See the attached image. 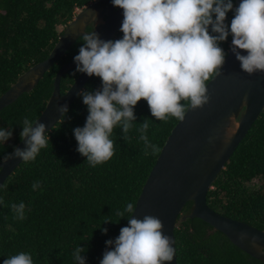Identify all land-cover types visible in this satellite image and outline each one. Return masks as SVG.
Returning a JSON list of instances; mask_svg holds the SVG:
<instances>
[{
    "label": "trees",
    "instance_id": "1",
    "mask_svg": "<svg viewBox=\"0 0 264 264\" xmlns=\"http://www.w3.org/2000/svg\"><path fill=\"white\" fill-rule=\"evenodd\" d=\"M94 0H0V94L34 63L48 56L61 31L77 9ZM233 12L227 14L230 24ZM89 30V27H87ZM120 28L113 40L120 39ZM231 35L221 47L227 53ZM82 36L66 50L35 87L22 93L0 110V127L12 128V137L0 144V160L20 140L25 118L35 120L43 110L59 67L79 52ZM76 66L64 73V93L80 72ZM101 87V79L90 77L83 89ZM181 103H185L182 101ZM137 120L123 139L119 127L110 137L114 155L92 167L77 152L75 127H82L88 115L82 97L69 106L49 131L50 141L35 160L22 162L0 187V264L19 252L32 255L34 264H77L73 253L80 245L86 264H99L105 241L115 239L128 218H120L127 203L136 202L141 188L159 154H145L137 129L149 121L147 136L161 149L178 121L169 116L156 120L145 100L135 106ZM258 182L250 187L252 180ZM38 183L34 189L33 184ZM207 204L217 212L264 230V110L252 123L206 195ZM25 204V218L18 219L12 204ZM188 201L182 213L190 212ZM127 216V213H125ZM109 220V221H106ZM106 228L107 233L102 230ZM177 264H264L235 246L221 231L199 218H188L174 229Z\"/></svg>",
    "mask_w": 264,
    "mask_h": 264
},
{
    "label": "clouds",
    "instance_id": "2",
    "mask_svg": "<svg viewBox=\"0 0 264 264\" xmlns=\"http://www.w3.org/2000/svg\"><path fill=\"white\" fill-rule=\"evenodd\" d=\"M123 9L120 39H101L96 31L85 32L79 52L74 56L75 71L101 79V87L80 90L88 115L82 127L73 129L77 152L95 167L114 155L110 137L119 127L124 140L137 120L135 106L145 100L156 120L169 116L183 121L186 111L202 108L210 96L206 82L219 74L227 53L221 47L229 35L231 51L249 75L264 72V0H111ZM233 12L230 24L227 14ZM241 50L246 51V55ZM184 101L185 103H181ZM61 116L68 105H60ZM20 139L25 147H15L13 157L27 163L35 160L50 141L48 126L25 118ZM145 119L137 131L145 144V154L160 151L147 136ZM13 135L12 128L0 127V144ZM231 135V130L226 132ZM211 139V138H210ZM38 183L33 184L35 189ZM0 203H3L0 200ZM16 218L24 219L25 204H12ZM136 205L127 203L117 215L128 218L120 234L105 241L106 249L99 264H165L174 258L172 237L164 234L163 222L154 215L134 216ZM127 213V216L125 215ZM109 221V220H106ZM107 233V229L102 230ZM78 246L77 264H86ZM3 264H34L28 252H19Z\"/></svg>",
    "mask_w": 264,
    "mask_h": 264
},
{
    "label": "water",
    "instance_id": "3",
    "mask_svg": "<svg viewBox=\"0 0 264 264\" xmlns=\"http://www.w3.org/2000/svg\"><path fill=\"white\" fill-rule=\"evenodd\" d=\"M240 2L234 0V5L238 6ZM123 19V9L114 7L111 0L89 2L64 26L48 56L23 71L0 94V110L22 93L31 91L52 64L85 32L94 30L101 39H112ZM231 43L232 37L219 74L206 82L209 102L202 108L186 111L184 120H178L172 127L135 202L136 218L157 216L163 222L164 234L173 238L175 254L170 264H177L174 229L188 218L205 221L250 256L264 260V230L225 216L206 201L215 178L264 110V72L251 75L243 72L231 51ZM241 51L247 54L245 50ZM75 66L72 59L59 67L54 75L52 92L35 119L45 123L49 131L63 116L58 111L60 105L67 104L69 108L90 78L79 73L61 93L62 75ZM228 130L231 135H226ZM15 147L24 148V141L20 139ZM22 162L15 157L6 162L0 160V187ZM188 201L191 202L190 212L183 214L182 209ZM127 224L128 220L124 226Z\"/></svg>",
    "mask_w": 264,
    "mask_h": 264
},
{
    "label": "rangeland",
    "instance_id": "4",
    "mask_svg": "<svg viewBox=\"0 0 264 264\" xmlns=\"http://www.w3.org/2000/svg\"><path fill=\"white\" fill-rule=\"evenodd\" d=\"M80 9H77L74 13V15L79 11ZM64 28V26H58V30L61 31ZM258 182L256 179L252 180L251 184L249 185L250 187H253L254 184Z\"/></svg>",
    "mask_w": 264,
    "mask_h": 264
}]
</instances>
